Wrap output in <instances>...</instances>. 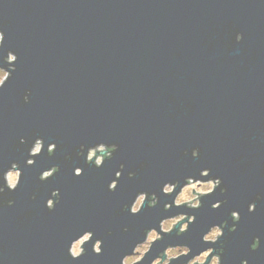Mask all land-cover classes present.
I'll use <instances>...</instances> for the list:
<instances>
[{"label":"water","instance_id":"water-1","mask_svg":"<svg viewBox=\"0 0 264 264\" xmlns=\"http://www.w3.org/2000/svg\"><path fill=\"white\" fill-rule=\"evenodd\" d=\"M0 29L3 55L11 49L19 57L0 89V174L13 162L23 169L18 189L0 194V264H120L145 228L158 224L168 199L162 183L203 168L228 191L205 198L191 213V230L167 236L164 246L187 243L196 254L207 226L228 219L231 228L229 213L238 210V230L223 237V264H264V244L250 246L256 236L264 241V201L248 211L264 195V0H0ZM37 137L58 149L49 156L45 148L28 166ZM100 141L119 150L104 167L89 166L80 145ZM121 163L113 193L107 185ZM53 165L59 173L41 182ZM76 167L84 169L79 177ZM56 188L62 200L49 211ZM138 191L161 194L160 206L126 212ZM82 230L104 241L102 255L90 243L86 255L70 257V239ZM162 250L158 243L143 264Z\"/></svg>","mask_w":264,"mask_h":264},{"label":"clouds","instance_id":"clouds-1","mask_svg":"<svg viewBox=\"0 0 264 264\" xmlns=\"http://www.w3.org/2000/svg\"><path fill=\"white\" fill-rule=\"evenodd\" d=\"M237 43L244 40V34L237 33L235 37ZM6 33L0 29V89H4L10 79L13 78L14 73L18 71L17 63L19 57L16 52L11 49L7 50V55H3L5 49ZM7 65L5 67L4 65ZM24 102H31V94L24 96ZM24 138H21V143H25ZM47 150L49 156H53L58 145L56 143H47L43 137L35 138L31 147L28 149V159L26 164L33 166L36 164V158ZM119 150V145L115 143H108L100 141L92 145L81 144L78 155L85 159L89 166L96 168L104 167L105 163L111 161L115 157V153ZM187 155V150H185ZM194 159H198L200 156V149L194 148L191 153ZM66 158H71L70 154ZM126 170V165L121 163L119 170L115 171V178L112 179L107 188L110 192L115 193L118 190L120 180L123 178V174ZM60 171L59 165H53L50 168L43 170L39 175L41 182H47L50 178H53ZM84 169L76 167L74 169V175L79 177L83 174ZM23 169L18 162H13L7 170L0 174V194H4L5 191H15L18 189L22 182ZM137 175L135 171H129V179H134ZM224 181L223 178L212 174L211 168H203L198 174L185 175L180 179H176L174 182L168 180L162 183L160 187V193L168 199L163 204V212L160 214L161 218L158 220L156 226L145 228L143 238L137 240L132 246L131 250L124 254L120 259V264H143L149 254L153 251L154 247L159 243L163 248L159 254L151 260V264H223V255L225 252L224 245L227 241L223 240L226 235V230L230 232H236L238 230V223L242 220V215L238 210H231L229 215L233 222L232 227L229 228V220L225 219L223 223L211 224L207 226V230L202 234V248L198 253L193 254V248L187 243H168L164 246V242L167 236L172 235L175 232L177 238L183 237L188 233L190 226L197 221V216L191 214L194 210H199L203 207L205 198L214 195L217 190L221 195L227 193L228 189L222 187ZM161 194L157 192L138 191L131 200L130 203L125 205V211L131 215H139L147 206L151 209H157L161 204ZM32 199L35 200L36 196L33 195ZM62 193L59 188L54 189L51 192L50 197L46 201V207L49 211H54L61 203ZM264 201V195H257L255 200H252L248 204L249 213H255L258 205L257 201ZM8 206L15 205L14 200H9ZM228 203L227 199L218 200L211 204L213 210L221 209ZM173 209H186L180 211L177 214L166 216L165 212H171ZM129 229H124L127 232ZM111 234V233H109ZM95 232L92 230H82L79 235L70 239V246L68 247V253L73 260H78L88 252V245L91 243L92 251L97 255L103 254L102 239H94ZM219 242L220 246L214 247ZM264 241L260 236L253 238L251 248L258 250ZM204 245H213L204 247ZM186 258V259H185ZM241 264H249L248 260H243Z\"/></svg>","mask_w":264,"mask_h":264}]
</instances>
